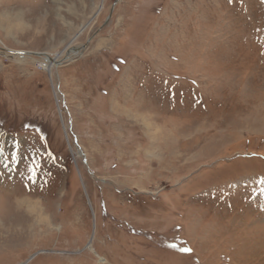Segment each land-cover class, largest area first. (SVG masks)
<instances>
[{
    "label": "rangeland",
    "instance_id": "374dc122",
    "mask_svg": "<svg viewBox=\"0 0 264 264\" xmlns=\"http://www.w3.org/2000/svg\"><path fill=\"white\" fill-rule=\"evenodd\" d=\"M0 264H264V0H0Z\"/></svg>",
    "mask_w": 264,
    "mask_h": 264
},
{
    "label": "bare ground",
    "instance_id": "6f19581e",
    "mask_svg": "<svg viewBox=\"0 0 264 264\" xmlns=\"http://www.w3.org/2000/svg\"><path fill=\"white\" fill-rule=\"evenodd\" d=\"M72 54H76V51L74 49H71V51H69V55H72ZM45 59L47 60V56L45 57ZM46 60L44 62H41V65H42V68L47 70V67L49 66V62H47ZM54 61H56L55 63H57V64H59V62H60L59 60L51 59L50 63H52V65H54L53 64Z\"/></svg>",
    "mask_w": 264,
    "mask_h": 264
},
{
    "label": "snow or ice",
    "instance_id": "6c2138e0",
    "mask_svg": "<svg viewBox=\"0 0 264 264\" xmlns=\"http://www.w3.org/2000/svg\"><path fill=\"white\" fill-rule=\"evenodd\" d=\"M183 251H190V249H182Z\"/></svg>",
    "mask_w": 264,
    "mask_h": 264
},
{
    "label": "crops",
    "instance_id": "0c3cea01",
    "mask_svg": "<svg viewBox=\"0 0 264 264\" xmlns=\"http://www.w3.org/2000/svg\"><path fill=\"white\" fill-rule=\"evenodd\" d=\"M4 130H6L5 127H4Z\"/></svg>",
    "mask_w": 264,
    "mask_h": 264
}]
</instances>
